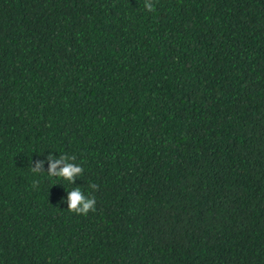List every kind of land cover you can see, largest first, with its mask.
I'll use <instances>...</instances> for the list:
<instances>
[{
    "label": "trees",
    "instance_id": "obj_1",
    "mask_svg": "<svg viewBox=\"0 0 264 264\" xmlns=\"http://www.w3.org/2000/svg\"><path fill=\"white\" fill-rule=\"evenodd\" d=\"M154 3L0 0V264H264V0Z\"/></svg>",
    "mask_w": 264,
    "mask_h": 264
},
{
    "label": "clouds",
    "instance_id": "obj_2",
    "mask_svg": "<svg viewBox=\"0 0 264 264\" xmlns=\"http://www.w3.org/2000/svg\"><path fill=\"white\" fill-rule=\"evenodd\" d=\"M144 7L148 12H153L155 10L154 0H144ZM49 168L47 171L44 170V162L37 161L34 166H30L33 173H43L47 172L51 177H59L65 181H68L75 185L77 177L84 175V168L75 163L77 157L75 155L63 154L59 157L54 155L48 156ZM34 185L38 181L33 182ZM93 191L99 190V185L92 183L87 186ZM93 191H89L87 194L82 191L80 187H74L73 190L68 191L67 196V209L77 215H88L89 212H95L97 206L96 196Z\"/></svg>",
    "mask_w": 264,
    "mask_h": 264
}]
</instances>
